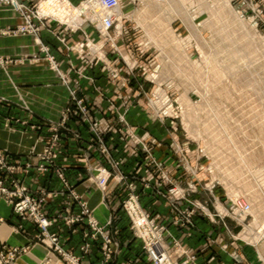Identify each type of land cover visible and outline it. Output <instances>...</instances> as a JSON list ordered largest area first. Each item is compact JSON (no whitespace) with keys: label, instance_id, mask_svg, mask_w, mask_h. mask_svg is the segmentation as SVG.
Returning <instances> with one entry per match:
<instances>
[{"label":"rangeland","instance_id":"rangeland-1","mask_svg":"<svg viewBox=\"0 0 264 264\" xmlns=\"http://www.w3.org/2000/svg\"><path fill=\"white\" fill-rule=\"evenodd\" d=\"M50 1L28 4L20 0L17 6L0 1V11L6 10L19 18L15 24L0 26V37L10 42L17 39L24 45L18 53L0 55V67L9 73L16 65L38 64L42 79L49 77L69 88L72 75L63 68L65 62L52 52L42 36L44 29H51L50 23L66 30V25L61 23V11L50 6ZM90 1L68 6L71 19L70 29L66 31L93 27L99 38L85 35L69 45L64 36L56 35L61 51L76 53L83 65L95 60L107 78L121 86L124 83L123 89L130 91H121L119 100L108 97L105 112L109 116L97 121L90 112L88 115L81 112L82 105L89 111L90 108L75 89V97L71 90L70 100L61 106L59 118H43L34 124L29 118L6 116L0 129H8L14 141L23 139L17 130L34 129L41 135L48 128L49 141L41 149L36 144L23 151L26 166L34 167L39 161L38 167L40 163H50L47 147H51L54 136L59 137V142L64 133H71L76 141L82 138L68 125L71 115L79 114V119L87 122L95 136L92 150L99 155L100 164L88 166L93 183L105 192L110 181L117 179L127 191L122 200L124 211V202L134 194L139 197L140 205L152 214L142 201L143 193L151 191L169 203L173 225L185 229L195 226L197 216L206 218L216 235L209 240L221 252L238 263L264 264V0H121V22L112 29L109 38L101 36L97 25L90 21L94 17ZM38 13L54 17L41 22ZM74 16L79 18L74 20ZM166 23L170 30L168 26L165 28ZM80 44H84L83 52L78 48ZM72 69L84 76L80 68ZM14 87L22 100L21 107L33 115L23 101L24 94L20 96L19 87ZM12 102L11 97L0 94V106ZM133 107H139L150 121L161 125L160 139L169 142L170 158L180 171V178L172 176L167 162L156 156L154 145L138 130L136 124L143 123V116L128 118ZM111 132L124 143L123 152L128 158L154 169L146 172V176L141 172L142 167L125 175L114 145L108 141L107 134ZM45 135L41 136L45 138ZM59 142L51 154L55 162ZM103 147L110 151V156L102 152ZM16 153L0 144V161L5 158L9 168L0 175L6 176L9 187L14 186L11 179L17 165L10 160ZM110 158L117 163L116 167L109 162ZM100 166L111 173L105 190L95 180ZM37 170L47 173L52 169ZM151 174L154 178L150 179ZM120 176L124 179L119 180ZM21 182L35 196L48 194L47 188L33 191ZM0 201L15 212L11 202L2 197ZM82 201L91 210L88 201L83 198ZM244 203L249 205V210L241 209ZM173 204L178 212L173 210ZM5 222L0 217V224ZM164 236L166 251L176 263L198 264L197 254L181 239L173 237L167 227ZM15 248H22L23 252L12 256ZM29 250V245L10 247L0 240V264H16ZM47 257L46 264L54 258L57 264H68L49 251Z\"/></svg>","mask_w":264,"mask_h":264},{"label":"crops","instance_id":"crops-1","mask_svg":"<svg viewBox=\"0 0 264 264\" xmlns=\"http://www.w3.org/2000/svg\"><path fill=\"white\" fill-rule=\"evenodd\" d=\"M40 0H24L28 4H35ZM83 0H70L74 5H79ZM19 18L16 14H8L6 10L0 11V26L15 24ZM51 29H44L42 36L45 43L51 48L52 52L65 62L63 68L72 75L70 87L64 86L59 82L51 80L49 77L42 79L40 77L41 69L39 65L31 67L14 66L9 73L0 67V94L7 95L13 100L11 105L0 106V126H4V117H20L29 118L32 123H39L40 119H57L60 117L61 106L66 105L70 100V91L77 90L81 98L90 108V115L96 121L109 116L106 113L108 97L119 100L122 96L121 91L129 92L123 89V86L116 84L105 76L98 62L92 60L91 63L83 65L82 60L74 52L61 51V43L57 36H64L69 45L75 43L78 39L84 38L85 35L99 38L97 30L93 27H84L81 31L68 32L57 24L50 23ZM84 33V34H83ZM57 35V36H56ZM24 46L20 40L14 42L7 41V38L0 37V55L8 53H18L20 48ZM33 48V47H32ZM62 52V53H61ZM43 68L47 66L41 65ZM72 67L81 69L82 75H77ZM48 72V71H47ZM14 86H18L24 94L23 101H26L29 108L33 111V115L25 111L20 103L21 98L18 97ZM119 96V97H118ZM121 100V99H120ZM139 107H133L128 115L129 119L142 115L143 123H137L138 130L144 134L154 146L156 156L167 162V167L175 179L180 178V171L170 158L169 142L160 139L161 125L150 121ZM106 114V115H105ZM141 116V117H142ZM71 129L81 134V139L76 141L71 133H64L57 147L56 162L63 168L64 175L71 185L75 188L81 198L86 199L91 207L92 216L105 226L106 231L110 233L114 241H116L117 252L108 264H150L143 248L142 241L135 238L130 227V219L122 208V200L126 197L125 187L112 179L108 189L105 192L96 188L93 183L94 179L88 172V166L99 165V155L92 150V144L95 142V136L90 131L87 122L79 119V114L71 115L68 122ZM19 129H23L20 128ZM102 127V126H101ZM100 127V128H101ZM104 130L106 126L103 125ZM8 129H0V144L4 147H10L14 150V155L10 162L17 165L14 178L20 179L28 185L33 191L47 188L49 191H62L55 198L50 199L45 206V211L50 218L54 219L50 231L58 233L61 238V244L66 251H69L82 259L84 264H103V244L104 238L101 235L93 236V230L89 227L88 218L85 217L82 222L69 223L65 217L68 215L81 214L82 207L79 201L70 191L63 192L64 185L62 179L51 170L47 173H40L37 170L39 163H34V167L25 170L27 157L23 154L24 150L37 144L41 149L45 143L49 141L50 131L48 128L41 133L46 134L45 138L40 132L34 129L17 130L16 132L23 135L22 140L10 139ZM109 143L114 145L117 158L121 161V168L125 175L133 169L141 168L142 174L147 175L154 169L152 166L146 167L144 164L139 165V160L128 158L123 152V145L117 138V134L108 133ZM91 151L93 156H89ZM34 162V161H33ZM1 176V175H0ZM12 177V176H9ZM149 178H154L153 174ZM143 206L149 210L156 219L166 225L171 234L190 248L192 253L197 254L198 264H242L236 262L230 255L225 254L215 247L210 238H215L213 225L200 216L196 217L195 226H189L181 229L172 224V212L169 203L162 197L155 195L153 192H144L142 196ZM0 217L5 219V223L0 224V240L5 241L10 247L30 246V250L23 254L16 264H46L47 248L41 244H34V237L39 233V229L31 219L23 220L16 214L10 206L4 201H0ZM34 240V241H33ZM89 244L87 251L83 247ZM49 264H57L54 258Z\"/></svg>","mask_w":264,"mask_h":264},{"label":"built area","instance_id":"built-area-1","mask_svg":"<svg viewBox=\"0 0 264 264\" xmlns=\"http://www.w3.org/2000/svg\"><path fill=\"white\" fill-rule=\"evenodd\" d=\"M5 3L11 2L13 5H19L20 0H0ZM48 1V0H46ZM89 3H92L91 10L93 12V19H90L91 22H94L97 26V29L101 36L105 38L111 37L112 29L116 28L121 19L119 18V10L121 7V0H91ZM50 6L57 8V10L61 11L62 20L61 23L66 25V30L70 29L69 20L71 19L70 10L68 6H72L70 0H51L49 2ZM51 17L52 15H44V14H37L38 20L41 22H45ZM79 18L74 16V20ZM81 24V23H80ZM80 24H76V27L80 26ZM82 52L84 51V44H80L78 47ZM124 86V83L123 85ZM76 90H74L73 95L75 97ZM81 99L80 102H82ZM111 106L113 102H111ZM81 112L83 114L88 115L89 110L85 106H80ZM69 115H67L68 117ZM66 123V122H65ZM66 125V124H65ZM66 130L69 129L67 126L64 127ZM79 138L81 136L77 135ZM61 137V136H60ZM51 147H47L48 150V163L47 165L44 163H40L37 167L41 171H48L49 168L56 171L60 178L62 179V183L64 185L63 192L70 191L73 193L74 187L71 183L67 180L64 175L63 168L60 167L53 158H51V154L56 149V145L59 142V137L56 135L54 136ZM101 141V140H100ZM103 147L102 152L106 155L110 156V151ZM101 151V150H100ZM90 156V153H89ZM109 162L113 164L114 167L117 166V163L113 160L108 159ZM5 162V158L1 159L0 161V172L6 173L5 171L8 170ZM26 167L31 168L32 165L28 164ZM6 168V169H5ZM98 174L95 178L99 187L103 190L106 189L108 181L110 179L111 173L107 168L99 167ZM7 175V174H6ZM6 176L1 175L0 179V197L5 198L7 201L11 202L14 206L15 212L20 216L23 220L31 219L36 227L39 229V233L35 235L34 239L38 243L45 246L49 253L57 254L60 259L66 261L68 264H84L82 259L77 255L66 251L61 244V238L58 233H53L50 231V227L52 226L54 219L50 218L45 211L46 203L55 197H58L62 191H48L47 196H35L30 193V190L27 186L23 185L20 179L13 178L12 183H14L13 187H9L5 181ZM124 179V177H119V180ZM32 194V195H31ZM176 194V192H174ZM46 195V193L44 194ZM76 200L79 201L83 211L81 214L77 215H68L65 219L73 224L77 222H82L85 217L88 218L89 227L93 230V236L97 237L101 235L104 238L103 244V254H104V262L103 264H108L110 260H112L117 252V243L114 241L113 237L106 231L105 226L99 224V222L92 216L91 210L89 207L82 201V198L77 194L73 193ZM244 206V207H243ZM246 206V207H245ZM125 212L127 213L128 217L130 218L131 222V229L135 232V236L141 239L144 243V250L147 254L148 260L151 264H178L174 261L171 255L166 251L165 241H164V233L166 227L159 224L156 218H153L152 214L147 212L139 203V197L130 195L129 198L124 202ZM173 210L178 212V208L176 205L173 204ZM243 211L249 210V205L245 204L242 205L241 208ZM178 210V211H177ZM176 219V218H175ZM174 224L178 225V222L174 221ZM89 248V244L83 247V250L87 251ZM23 252L22 248H15V251L11 253L12 256L16 254H21Z\"/></svg>","mask_w":264,"mask_h":264},{"label":"bare ground","instance_id":"bare-ground-1","mask_svg":"<svg viewBox=\"0 0 264 264\" xmlns=\"http://www.w3.org/2000/svg\"><path fill=\"white\" fill-rule=\"evenodd\" d=\"M152 1V0H151ZM150 2V1H149ZM151 5V4H150ZM148 6V5H147ZM144 7V6H143ZM148 8V7H147ZM147 10V9H146ZM150 11H151V9H150ZM148 12V11H147ZM138 14H142L141 12H139ZM145 19V18H144ZM142 21V20H141ZM143 22V21H142ZM146 22V21H145ZM170 24V23H169ZM164 26H165V28H166V26H168V29L170 30V27H169V25L166 23V24H164ZM150 27V26H149ZM168 33V32H167ZM171 35V34H170ZM170 35H168V36H170Z\"/></svg>","mask_w":264,"mask_h":264}]
</instances>
